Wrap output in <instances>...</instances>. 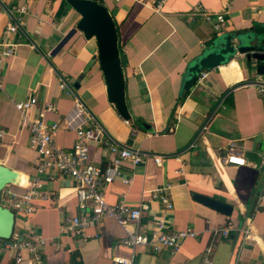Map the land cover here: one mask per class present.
<instances>
[{"label": "crops", "instance_id": "0c3cea01", "mask_svg": "<svg viewBox=\"0 0 264 264\" xmlns=\"http://www.w3.org/2000/svg\"><path fill=\"white\" fill-rule=\"evenodd\" d=\"M64 1L0 0V128L4 130L0 162L26 178L35 176L39 154L30 145L28 119L44 113L48 122L61 120L55 142L69 149L76 132L64 126L63 117L78 102L84 125L99 124L117 143L150 155L136 166L123 164L121 175L106 187L108 202L124 200L135 206L141 198L147 199L151 208L137 226L148 230L163 211L149 190L171 182L174 208L167 215L169 229L198 231L173 254L167 248L137 246L135 264H264L262 242L245 241L238 229L250 219L255 234L264 233L260 199L264 168L252 166L264 157V94L255 84L261 74L257 65L264 61L248 58L255 51H237L210 68L205 80L184 87L189 68L213 48L225 46L227 37L237 43L242 34L244 44H264V34L255 31L256 26H264V0H98L116 22L129 122L108 100L96 38H87L78 29L70 34L80 13L68 3L58 13ZM21 5L27 6V12L11 35L14 52L7 56L3 32L16 21L14 6ZM228 5L227 27L216 34L213 22L202 13L226 11ZM32 96L37 103L23 121L15 104ZM47 103L54 109L45 110ZM230 141L247 164L223 161ZM152 154L163 156L162 165L154 162ZM90 157L106 166L109 148L92 142ZM42 180L49 196L35 200L36 210L23 228L47 238L43 264H112L116 255L131 254L132 249L120 241L136 224L124 228L104 217L87 229L91 235L87 239L61 231L64 218L78 209L76 182L57 170ZM195 193L227 202L233 209L225 214L195 199ZM228 222L234 229L226 237L220 229ZM29 257L24 252L19 264H28ZM0 264H16L14 251L6 250Z\"/></svg>", "mask_w": 264, "mask_h": 264}, {"label": "built area", "instance_id": "2783aa9c", "mask_svg": "<svg viewBox=\"0 0 264 264\" xmlns=\"http://www.w3.org/2000/svg\"><path fill=\"white\" fill-rule=\"evenodd\" d=\"M17 12L16 21L9 24L3 32L4 55H11L14 52V45L11 42V35L17 31L18 22H21V15L27 12V6H14ZM204 12L203 17L212 21L216 34H223L228 23V12ZM197 12L194 11L193 15ZM209 75V69H202L198 75V81L202 82ZM259 93L264 94V74H259L255 82ZM62 88L65 83L60 84ZM37 98L29 97L25 100L16 102V108L22 114V119L27 120L26 112L35 106ZM54 109L53 104L47 103L45 110ZM83 113L82 107L77 102L76 108L72 113L63 117L64 126L73 129L76 132L75 140L71 148L65 149L55 142V135L60 127L61 120L48 122L44 113L31 120L28 119L30 126V145L39 154V162L36 168V174L32 178H27L22 185L16 183L7 184L1 191V203L9 207L15 216V226L12 235L6 239H0V256L6 250L14 251V260L16 264L22 262L24 252H28L30 257L28 264H43L42 249L46 244L47 238L38 231L26 233L23 226L26 219L31 216L35 210V200L38 198H47L49 194L43 190L42 177L53 170H57L65 176L71 177L75 182V200L77 212L64 218L61 231L72 233L80 238L87 239L91 235L87 229L98 225L102 218L111 217L121 226L127 228L131 224H136L132 230H128L127 235L120 241L123 246L130 247L132 252L129 256L116 255L112 264H135V248L137 246H150L155 251L164 248L170 250L173 254L178 251L182 242L188 237H196L198 231L194 228H185L178 230L169 229L167 215L174 208L170 190L172 183L160 185L149 190L153 199L158 200L162 206V214L158 215L150 229L144 230L137 225L141 219L150 210V202L141 198L137 205L132 206L124 200L117 203H110L106 198V187L113 183L121 175V167L125 163L136 166L142 163L150 155L142 152L134 146L122 145L111 139L99 124L92 126L84 125L81 120ZM129 122V119H126ZM4 130L0 128V139L3 137ZM102 142L110 151V160L106 166H100L91 161L90 145L92 142ZM152 159L158 165H162L163 156L152 154ZM227 164L245 165L247 160L245 156L237 151L234 141H230L228 152L223 158ZM255 167L264 168V157L260 163L252 164ZM131 177H125L124 181L131 182ZM260 199L264 202V185ZM252 221L246 220L244 226L238 229L243 233L244 239L261 241L264 245V233L257 236L252 227ZM234 229L233 223L228 222L220 232L228 237L230 231ZM211 252V248L207 249ZM264 254V251H263ZM210 262L209 259L206 260Z\"/></svg>", "mask_w": 264, "mask_h": 264}, {"label": "water", "instance_id": "95a60500", "mask_svg": "<svg viewBox=\"0 0 264 264\" xmlns=\"http://www.w3.org/2000/svg\"><path fill=\"white\" fill-rule=\"evenodd\" d=\"M66 1L81 15L76 28L70 34L78 29L87 38H96L98 60L105 78L108 100L114 104L117 111L125 119H130L131 114L125 97V80L118 44V32L113 16L107 6L98 0ZM243 38L242 34L238 35L237 43H235L232 38L227 37L225 46L215 47L200 57L189 68L191 75L185 80V89H189L196 83L202 69H210L220 65L237 51L252 52L256 49L257 46L244 44L242 41ZM251 55L258 60L264 61V52L257 51L248 53V58ZM257 72L264 74V62H260L257 65ZM76 85L78 84L76 83ZM26 180L27 178L24 174L0 162V239L9 238L15 226L14 212L1 203V191L7 184L16 183L22 185ZM194 197L198 201L225 214H230L233 209L231 204L204 194L195 193Z\"/></svg>", "mask_w": 264, "mask_h": 264}, {"label": "trees", "instance_id": "16d2710c", "mask_svg": "<svg viewBox=\"0 0 264 264\" xmlns=\"http://www.w3.org/2000/svg\"><path fill=\"white\" fill-rule=\"evenodd\" d=\"M66 3H67L66 1H64V2L62 3V5L60 6V9H59V11H58V13H61V11L63 10V7H64V5H65ZM255 31H256L257 33H263V34H264V26H261V25L256 26ZM254 51H255V52H257V51H258V52H264V44L258 45Z\"/></svg>", "mask_w": 264, "mask_h": 264}]
</instances>
